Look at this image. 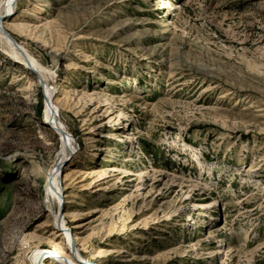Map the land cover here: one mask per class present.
Masks as SVG:
<instances>
[{"label":"rangeland","instance_id":"1","mask_svg":"<svg viewBox=\"0 0 264 264\" xmlns=\"http://www.w3.org/2000/svg\"><path fill=\"white\" fill-rule=\"evenodd\" d=\"M6 16L88 147L61 181L89 264H264V0H17ZM2 46L0 264H31L38 246L59 264V135L44 87Z\"/></svg>","mask_w":264,"mask_h":264},{"label":"bare ground","instance_id":"2","mask_svg":"<svg viewBox=\"0 0 264 264\" xmlns=\"http://www.w3.org/2000/svg\"><path fill=\"white\" fill-rule=\"evenodd\" d=\"M16 5L17 0H0V41L3 44L2 51L8 53L6 58L7 60L12 59L16 63H21L22 66L26 68L27 72L34 74V81L31 80V83H41L42 87H44L45 107L43 112V122L46 125L49 123L48 126L50 129L54 130L59 135L61 143L58 161L47 173L46 205H48V208L46 211H49V215L52 218V225L55 228H58L59 234L65 236L66 248L64 249L62 246H57L51 251L54 256H56V262H59V264H79V262L88 263L78 250L75 240H73V237L69 232L68 223L65 217L67 214V211L65 210V203L68 200L65 198H67L69 193L66 191V188L68 187L62 184L61 177L63 176L64 167H67V164L72 162L78 153L81 154L84 152L83 156L85 157L88 155L89 150L87 147V149L83 151L77 146L74 135L70 132V130H68L61 117L60 106H65V102L58 97L55 83H51V81L55 78V72H53L49 65L45 64L41 59L36 57L26 44L17 40L10 32L7 31V29H5L4 20L7 17L6 14L8 16L14 14ZM126 22L127 21H122L119 25L123 26ZM26 24L14 23L12 26L15 30H19L21 32H31V28L27 26L28 24ZM132 34L135 36L136 32L134 31ZM192 156L196 160H199L200 164H203L197 151H195ZM68 176L69 173H66L64 177L66 178ZM51 197L57 200L56 206H53V198L51 199ZM249 211H254V208H251ZM48 254L49 251L47 248L38 246L31 254L30 263L45 264Z\"/></svg>","mask_w":264,"mask_h":264}]
</instances>
